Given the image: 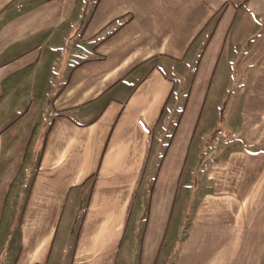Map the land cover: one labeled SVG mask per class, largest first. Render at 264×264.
<instances>
[{"label": "crops", "instance_id": "1", "mask_svg": "<svg viewBox=\"0 0 264 264\" xmlns=\"http://www.w3.org/2000/svg\"><path fill=\"white\" fill-rule=\"evenodd\" d=\"M255 4L0 0V264H264Z\"/></svg>", "mask_w": 264, "mask_h": 264}, {"label": "rangeland", "instance_id": "2", "mask_svg": "<svg viewBox=\"0 0 264 264\" xmlns=\"http://www.w3.org/2000/svg\"><path fill=\"white\" fill-rule=\"evenodd\" d=\"M256 4H255V9L251 10V13L253 15H255L256 17V21L253 22H245V28H251V29H255L257 32L261 30V32L263 33L264 31V0H255Z\"/></svg>", "mask_w": 264, "mask_h": 264}, {"label": "built area", "instance_id": "3", "mask_svg": "<svg viewBox=\"0 0 264 264\" xmlns=\"http://www.w3.org/2000/svg\"><path fill=\"white\" fill-rule=\"evenodd\" d=\"M233 136H236V134H233Z\"/></svg>", "mask_w": 264, "mask_h": 264}]
</instances>
